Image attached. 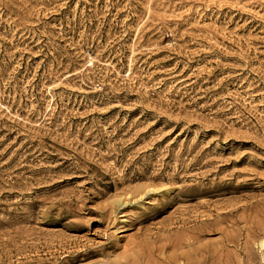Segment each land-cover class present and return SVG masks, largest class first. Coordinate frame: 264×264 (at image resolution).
<instances>
[{"label":"rangeland","instance_id":"obj_1","mask_svg":"<svg viewBox=\"0 0 264 264\" xmlns=\"http://www.w3.org/2000/svg\"><path fill=\"white\" fill-rule=\"evenodd\" d=\"M0 264H264V0H0Z\"/></svg>","mask_w":264,"mask_h":264}]
</instances>
